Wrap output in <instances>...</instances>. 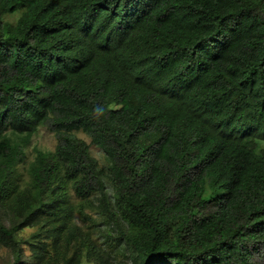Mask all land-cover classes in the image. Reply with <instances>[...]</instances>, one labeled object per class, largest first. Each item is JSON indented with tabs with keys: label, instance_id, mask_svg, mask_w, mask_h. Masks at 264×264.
I'll use <instances>...</instances> for the list:
<instances>
[{
	"label": "trees",
	"instance_id": "obj_1",
	"mask_svg": "<svg viewBox=\"0 0 264 264\" xmlns=\"http://www.w3.org/2000/svg\"><path fill=\"white\" fill-rule=\"evenodd\" d=\"M263 141L264 0H0L9 264H264Z\"/></svg>",
	"mask_w": 264,
	"mask_h": 264
},
{
	"label": "rangeland",
	"instance_id": "obj_2",
	"mask_svg": "<svg viewBox=\"0 0 264 264\" xmlns=\"http://www.w3.org/2000/svg\"><path fill=\"white\" fill-rule=\"evenodd\" d=\"M20 10L10 13L4 14L5 20H14L19 14ZM4 135L7 136L10 140L16 141L23 145L24 151L26 153V162L24 165H20L19 167L23 169L26 167L28 163L33 159L36 150H52L54 147L55 139L49 130H47L44 126H38L36 131L32 134H18L13 133L11 130L7 129L4 131ZM77 136L85 140L89 144V152L90 154L97 159L99 166L104 167L105 164V155L103 151L95 144L90 143V139L87 135L82 132H77ZM259 147H264V141L260 142ZM107 191H110L109 185H107ZM93 217L94 221L89 222L87 224V228L92 231L93 237L95 240H102L107 237L108 234L115 235L116 229L112 224H108L105 222L107 220L104 214L98 212H91L86 210ZM77 219H75L76 221ZM85 226V224H82ZM36 230V227H25L22 230L17 232L18 238H27L33 231ZM111 238V237H109ZM111 241V239H109ZM31 242H35L36 240L30 239ZM113 243V241H112ZM25 254H30L29 245L25 243L23 245ZM11 260V252L5 246L0 245V264H9ZM113 264H117V260H113ZM126 264L129 262L126 260Z\"/></svg>",
	"mask_w": 264,
	"mask_h": 264
}]
</instances>
